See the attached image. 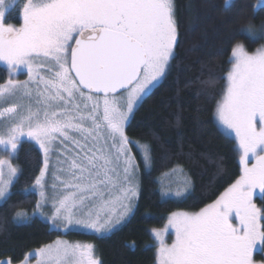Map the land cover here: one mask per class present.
<instances>
[{
    "label": "snow or ice",
    "instance_id": "snow-or-ice-1",
    "mask_svg": "<svg viewBox=\"0 0 264 264\" xmlns=\"http://www.w3.org/2000/svg\"><path fill=\"white\" fill-rule=\"evenodd\" d=\"M229 2L224 0L226 9ZM12 6L13 0H0V62L10 73L0 84V102L10 104L0 108V148L11 157L24 137L43 154L39 175L26 189L39 196L34 213L43 215L51 188L48 221L56 229L110 233L135 208L138 165L125 126L174 58V0H27L19 27L4 23ZM237 32L264 40V23L256 29L249 22ZM230 64L215 116L234 134L241 174L212 204L168 217L164 232H174L171 245L153 230L156 264H254V251H264V207L254 202V196L264 199V46L250 53L236 43ZM18 71L27 79H16ZM138 146L148 167L150 146ZM18 171L0 158V201L7 203ZM179 174L177 196L191 188ZM16 216L21 223L29 219ZM35 256L36 264H102L93 245L63 240Z\"/></svg>",
    "mask_w": 264,
    "mask_h": 264
},
{
    "label": "trees",
    "instance_id": "trees-1",
    "mask_svg": "<svg viewBox=\"0 0 264 264\" xmlns=\"http://www.w3.org/2000/svg\"><path fill=\"white\" fill-rule=\"evenodd\" d=\"M256 1L235 0L236 7L228 6L229 11L224 0H174L178 23L174 58L159 87L136 108L125 127L131 144L151 149L146 168L140 152L132 147L139 171L135 208L108 235L74 231L64 235L93 245L102 264H155L150 230L161 228L172 213L201 210L239 178L235 142L219 129L215 109L231 67L232 47L241 43L251 53L261 42L237 32L249 22L256 28L264 23V5L256 9ZM18 13V9L9 12L5 23L19 25ZM6 78L0 67V84ZM210 79L215 82L206 83ZM14 163L19 176L7 203L0 204V262L18 264L64 236L38 217L15 221L18 212L28 217L36 207L37 195L26 189L32 188L43 159L39 149L25 141ZM174 169L191 181L190 192L180 199L162 198L160 179Z\"/></svg>",
    "mask_w": 264,
    "mask_h": 264
},
{
    "label": "rangeland",
    "instance_id": "rangeland-1",
    "mask_svg": "<svg viewBox=\"0 0 264 264\" xmlns=\"http://www.w3.org/2000/svg\"><path fill=\"white\" fill-rule=\"evenodd\" d=\"M235 0H230V2H229V5L228 6H231L232 5V3L234 2ZM13 2H14V6H12V7H9L8 8V10L6 11V13H5V18H4V23H5V19H6V17H7V15L9 14V12H11L13 9H18V11H19V13H18V15H19V25H14V24H12V25H14V26H16V27H19L20 25H21V23H22V20H21V9H22V7H23V5H24V3H26L27 2V0H13ZM264 5V0H257L256 1V3H255V8L256 9H258V8H260L261 6H263ZM5 24H7V23H5ZM256 29H259V28H256ZM245 33V35L247 36V37H249L250 39H252L246 32H244ZM253 40H259V39H253ZM261 46H264V40H261V42L259 43V45L255 48V50L257 49V48H259V47H261ZM175 50V49H174ZM254 50V51H255ZM253 51V52H254ZM171 62V61H170ZM0 67H2V68H4L5 70H6V73H7V78H6V81L10 78V73H9V71H8V69H7V66L5 65V64H3L2 62H0ZM15 78L16 79H19V80H21V81H23V80H26L27 79V74H26V71H18L16 74H15ZM5 81V82H6ZM4 82V83H5ZM3 84V83H2ZM225 86H226V81H225ZM225 86H224V88H225ZM6 106H10V104H5V103H3V102H0V108H2V107H6ZM139 105H137L136 106V108L138 107ZM136 108H135V110H136ZM134 110V111H135ZM131 118V117H130ZM215 118H216V116H215ZM0 119H3V118H0ZM130 120V119H129ZM129 120L126 122V125H127V123L129 122ZM216 122H217V124H218V127H219V129L227 136V137H229L230 139H232L234 142H235V137H234V134L233 133H230V132H228L226 129H224L223 128V126H221L220 124H219V122L217 121V119H216ZM126 127V126H125ZM72 135H74V136H76L77 137V139H81L80 137H79V134H76V133H73ZM25 141H27V139L26 138H24V137H22L21 138V143L22 142H25ZM27 142H29V141H27ZM81 142H83L82 140H81ZM20 143V144H21ZM31 143H33L34 144V142H31ZM103 143V142H102ZM110 143V142H109ZM134 143V142H133ZM20 144L18 145V149H19V146H20ZM35 145V144H34ZM235 145H236V142H235ZM37 148H38V146L37 145H35ZM58 147H63V146H61V145H57ZM135 147L139 152H140V154L142 153V148H140L139 146H138V144L137 143H134V145L133 144H129V149H130V152H131V155H133L134 156V154H133V150H132V147ZM68 148H72L73 149V151H75V152H78L79 151V149H77V148H75V146L74 145H72V144H68ZM236 148H237V152H238V161H239V150H238V146L236 145ZM18 149H17V152H18ZM39 149V148H38ZM40 151V150H39ZM17 152L16 153H14V154H12V156L11 157H9L8 155H7V153L4 151V149L3 148H0V158H6V159H9L10 160V162L13 164V166L14 167H16L19 171H18V176H19V172H20V169H19V166L18 165H16L15 163H14V159H15V157H16V155H17ZM41 155H42V159H43V154L41 153ZM58 155H59V153L58 152H54L53 154H52V156H51V161H52V165L53 166H55V165H57V157H58ZM69 155H71V153H69ZM142 156V155H141ZM61 159H63V157H61ZM135 161H136V159H135ZM143 162H144V160H143ZM144 164H145V162H144ZM240 164V163H239ZM42 166H43V163H42ZM149 167V166H148ZM148 167H146V168H148ZM240 168H241V166H240ZM56 169H55V167H53V168H51L50 170H49V173L47 174V181H48V184L49 185H51V183L53 182V177H52V172H54ZM176 170V172L174 173L173 172V170L171 171V172H169L168 174H166V175H164L161 179H160V183H161V186H162V188L163 189H161L160 188V191H161V196H162V198H174V199H180V198H183V197H185L189 192H190V189L187 191V192H182V194L181 195H179V196H177V195H175V193H176V191L178 190V182L179 181H181L184 177L183 176H181L179 173H180V171L181 170H179V169H175ZM137 183H138V176H139V171L137 172ZM18 178V177H17ZM17 178H14V181H13V184L16 182V180H17ZM13 184L10 186V192H11V188H12V186H13ZM228 188V187H227ZM226 188V189H227ZM32 189V188H31ZM30 189V190H31ZM225 189V190H226ZM224 190V191H225ZM223 191V192H224ZM10 192H9V194H10ZM32 192H34L36 195H37V198L39 199V196H38V194L35 192V191H32ZM222 192V193H223ZM221 193V194H222ZM48 194H49V202L48 203H46L44 206H43V208L41 209V211L43 212V215H41L39 212H35L34 213V210L30 213V214H28L29 216V218H31V217H38L39 219H41V220H43V221H45L46 223H48V225H49V227L52 229V230H55V231H57V232H59V233H61L63 236L65 235V234H67L68 232H71V231H74V232H83V233H88V234H93V235H96V236H105V235H108V234H110V233H105V234H96V233H93V232H91V231H89V230H86V229H81V228H78V227H74V228H71V229H68V230H64V229H56L51 223H49V221H48V217H50L51 215H52V213H53V211H54V209L52 208V204H51V196H52V191H51V188H49L48 189ZM220 194V195H221ZM165 195V196H164ZM219 195V196H220ZM218 196V197H219ZM217 197V198H218ZM216 198V199H217ZM215 201V200H214ZM213 201V202H214ZM212 202V203H213ZM254 202L257 204V206L258 207H264V199H261V198H259L258 196H254ZM3 203V201H0V204H2ZM212 203H210V204H212ZM209 205V204H208ZM206 207V206H205ZM36 208V207H35ZM200 211V210H199ZM179 212H184V211H179ZM198 212V211H197ZM21 213V212H20ZM187 213H191V212H187ZM27 214V213H26ZM131 215V214H130ZM129 215V216H130ZM128 216V217H129ZM127 217V218H128ZM127 218L125 219V220H127ZM15 221L16 222H18V220H17V216L15 217ZM124 222V221H123ZM123 222L120 224V225H122L123 224ZM166 224H167V221H166V223L161 227V228H159V229H151L150 230V236H151V238H152V240H153V246H154V250H155V264H156V250H157V246H158V242L155 240V238H154V236H153V230H157V231H161V232H163V234H164V240H165V243L166 244H168V245H171V243L173 242V240L175 239V236H174V232L171 230V229H168L167 230V232H164V229H165V226H166ZM119 225V226H120ZM119 226H117V227H119ZM115 230V229H114ZM57 240H63V241H67V242H69V243H72V244H76V243H79V244H89V243H86V242H77V241H71L70 239H68L66 236H64V237H60V238H57L53 243H55ZM53 243H51V244H53ZM50 245V244H49ZM47 246V245H46ZM35 252H36V250L35 251H33V252H31L30 254H28L27 255V259H26V257H25V259L22 261V262H20V263H18V264H36V256H35ZM94 255L97 257V254H96V252H95V249H94ZM258 257V258H257ZM98 258V257H97ZM253 259H254V264H264V251H259V250H256V251H254V253H253Z\"/></svg>",
    "mask_w": 264,
    "mask_h": 264
}]
</instances>
